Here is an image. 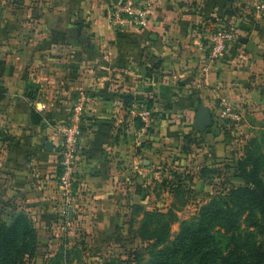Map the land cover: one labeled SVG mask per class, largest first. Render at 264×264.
Listing matches in <instances>:
<instances>
[{
  "label": "crops",
  "instance_id": "crops-1",
  "mask_svg": "<svg viewBox=\"0 0 264 264\" xmlns=\"http://www.w3.org/2000/svg\"><path fill=\"white\" fill-rule=\"evenodd\" d=\"M116 1L0 0V205L37 229L35 264L59 253L66 264L78 248L102 264L146 211L164 212L166 198L190 200L187 185L204 182L211 159L229 153L223 102L247 113L249 128L264 123L256 94L264 17L237 27L239 44L211 63L202 37L216 21L231 23V0H135L150 9L148 27L119 30L109 21ZM80 92L87 105L66 203L55 123L71 117ZM196 150L198 171L181 178ZM160 175L175 186L159 184Z\"/></svg>",
  "mask_w": 264,
  "mask_h": 264
},
{
  "label": "rangeland",
  "instance_id": "rangeland-1",
  "mask_svg": "<svg viewBox=\"0 0 264 264\" xmlns=\"http://www.w3.org/2000/svg\"><path fill=\"white\" fill-rule=\"evenodd\" d=\"M231 5V23L223 22L220 25L216 21L209 29L211 32L232 31L239 42L237 27L263 18L264 0H231ZM257 83L256 94L264 105V80L260 79ZM221 106L220 112L229 108L231 114L225 118L219 117L229 153L223 159H211V166L207 170L209 174H205L204 182L187 185L192 191V197H189L190 194L188 196L190 200L185 196L173 200L166 198L162 205L158 204L161 209H166L158 212L167 217L154 222L148 229H161L162 223H167V242L155 245L156 239H159L157 237L142 241L137 231L141 223L139 218L134 237L131 233L121 236L106 251L102 264H264V123L255 125L257 128H249L246 126L247 113L233 108L228 102H223ZM4 133L0 128V147L6 138ZM197 151L188 157L186 168L179 167L176 171L181 178L187 176L185 169L193 173L198 171L203 155ZM175 163L178 164L177 161ZM158 178L159 184L175 186L168 177L160 175ZM210 203L225 207V215L212 211V228L208 234L197 232L194 237L190 235L192 239L188 240V236H185L179 241L181 222H193L199 216L200 209ZM170 214L175 217L174 221L170 220L173 218ZM31 227V219L13 205H0V264H35L29 258L31 247H27L35 240ZM155 233L159 234L148 231L144 235L154 236ZM55 234L66 237L63 232ZM67 237L76 239L77 243L84 239L82 241L85 243L82 232H71V236ZM92 256L88 257L86 253V257H83L78 248L66 264H92L95 261Z\"/></svg>",
  "mask_w": 264,
  "mask_h": 264
},
{
  "label": "built area",
  "instance_id": "built-area-1",
  "mask_svg": "<svg viewBox=\"0 0 264 264\" xmlns=\"http://www.w3.org/2000/svg\"><path fill=\"white\" fill-rule=\"evenodd\" d=\"M109 21L116 30L125 28L146 29L150 21V9L148 5H143L135 0H117L111 9ZM202 39L208 45V61L213 63L237 41V36L232 31L211 32L209 30ZM86 105L87 96L80 92L76 98L71 117L66 122L55 123V130L62 142L59 160V189L66 203L71 201L73 195L75 158ZM229 112V108L223 109L219 113V117L231 116ZM142 116L146 118L148 114L143 113Z\"/></svg>",
  "mask_w": 264,
  "mask_h": 264
},
{
  "label": "trees",
  "instance_id": "trees-1",
  "mask_svg": "<svg viewBox=\"0 0 264 264\" xmlns=\"http://www.w3.org/2000/svg\"><path fill=\"white\" fill-rule=\"evenodd\" d=\"M237 44H239L238 41H236L232 47L234 46H237ZM176 188V187H174ZM213 211L214 212H218V213H221L223 215H225V212H226V208L225 207H222L221 205L219 204H214L212 205L211 203L208 204L207 206L205 207H202L200 209V213H199V216L197 217V219H195L193 222L189 221V222H181L180 226H181V231L179 233V241L181 239H183L185 236H188V240L192 239L190 238V235L192 237H194V233H197V232H202L204 234H208L209 231H211V212ZM171 215V214H170ZM169 215V216H170ZM173 216V215H171ZM167 216L165 215H162L161 213H159L158 211L156 210H153V211H146L144 213V217H143V221H141V224L139 226V229L137 230L138 233H140L139 237L142 241H145V240H152V239H156L159 238V239H156V242H155V245H159V244H163L165 242H167V237H168V225L167 223H162V227L161 229H148L154 222L156 221H159V220H162L165 219ZM175 217L173 216V218L171 217L170 220H175L174 219ZM169 222V221H167ZM161 223V221H160ZM34 231H32L33 233V237H35V240L33 241V243L30 245V246H27V247H31V255L29 256L30 259H35L36 256H34V253L37 251V239H38V231L37 229L35 228V226L33 225V227H31ZM158 232L159 234L155 233L154 236H147V235H144V233L146 232ZM163 233V235H162ZM132 237H134L135 235V232L133 231L132 233ZM157 235V236H156ZM159 240V241H158ZM36 249V251H35ZM37 255V253H36ZM163 258V257H162ZM162 258H159L160 260ZM63 259H64V255L63 253H59V255H57L55 258H52L48 261L47 264H63ZM256 264V263H255Z\"/></svg>",
  "mask_w": 264,
  "mask_h": 264
},
{
  "label": "water",
  "instance_id": "water-1",
  "mask_svg": "<svg viewBox=\"0 0 264 264\" xmlns=\"http://www.w3.org/2000/svg\"><path fill=\"white\" fill-rule=\"evenodd\" d=\"M46 146H47L48 149H51V147H52L50 142H47Z\"/></svg>",
  "mask_w": 264,
  "mask_h": 264
}]
</instances>
